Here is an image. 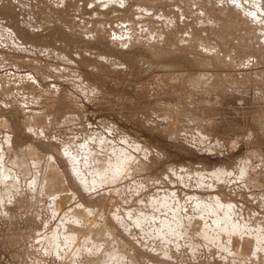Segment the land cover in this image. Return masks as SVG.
Segmentation results:
<instances>
[{
    "label": "rangeland",
    "instance_id": "obj_1",
    "mask_svg": "<svg viewBox=\"0 0 264 264\" xmlns=\"http://www.w3.org/2000/svg\"><path fill=\"white\" fill-rule=\"evenodd\" d=\"M0 169V264H264V0H0Z\"/></svg>",
    "mask_w": 264,
    "mask_h": 264
},
{
    "label": "bare ground",
    "instance_id": "obj_2",
    "mask_svg": "<svg viewBox=\"0 0 264 264\" xmlns=\"http://www.w3.org/2000/svg\"><path fill=\"white\" fill-rule=\"evenodd\" d=\"M107 1H109L110 3H114V2H116V0H107ZM96 4V3H95ZM116 4V3H115ZM99 6V5H98ZM226 8V7H225ZM231 9V8H230ZM96 10V9H95ZM240 11V10H239ZM221 12V11H220ZM222 19V18H221ZM224 20V19H223ZM235 21V20H234ZM232 23H234V22H232ZM140 24V23H139ZM222 24V23H221ZM230 24V23H229ZM143 32V31H142ZM165 32V31H164ZM161 33V32H160ZM161 37V36H160ZM119 39V38H118ZM124 40V39H123ZM128 40V39H127ZM127 40H125V41H123V43H122V45L123 46H129V41H127ZM180 40V39H179ZM137 41H138V39H137ZM153 41V40H152ZM133 43V42H132ZM143 43V42H142ZM142 43H139V45L140 44H142ZM156 43H158V42H156ZM159 44V43H158ZM207 44H208V42H207ZM188 46V45H187ZM146 47H148V46H146ZM150 47V46H149ZM153 48V47H152ZM147 49V48H146ZM150 50V49H149ZM151 51H152V49H151ZM150 53V52H149ZM151 54V53H150ZM153 54V53H152ZM102 143H103V141H101ZM102 143H100V144H102ZM82 147V146H81ZM87 149H88V151H91V150H89L90 148H88V147H86ZM114 149V148H113ZM68 150V149H67ZM84 152H87V150L85 151V145H84ZM112 150V149H111ZM88 153V152H87ZM67 154V153H66ZM70 154H72L73 155V152L71 153L70 152ZM70 154H68V158L70 157V159H72V155H70ZM85 155H87L86 153H85ZM90 154H88L87 156H89ZM92 155V154H91ZM74 156H75V153H74ZM76 156H78L77 154H76ZM86 156V157H87ZM79 158H80V156H78ZM74 158V160L76 159L75 157H73ZM78 158V159H79ZM87 158H89V157H87ZM87 158H83L84 159V161L81 159V161H83V164H87V165H89V163H86V162H88L89 160H91L92 159V162H93V160H95V155L93 156V158L92 157H90L91 159H89V160H87L86 162H85V159H87ZM77 159V161H79ZM71 161V160H70ZM77 161H74L75 163H77ZM99 161H100V159H98V161H95L94 162V164L96 163V165H95V167H96V169H95V171H94V173H96V174H98L97 176H99L100 177V180H98V182H99V184H101V183H106L107 181H109L110 180V178H107L106 176H108V175H106L107 174V172H110L109 170H108V168H110L111 166L109 165V164H107L106 163V161L104 160H102L103 162H101V164L99 163ZM72 162H73V159H72ZM74 162H73V164H74ZM113 162H115V160L113 161ZM79 163H80V161H79ZM108 163H109V160H108ZM22 164V163H21ZM81 164H82V162H81ZM111 164H115V166H114V169L116 168V175L114 174L113 175V177L112 178H114V179H117V177L119 176L118 175V173H120V171L118 170V173H117V169L118 168H120L119 166H118V163H117V161L115 162V163H112V161H111ZM86 165V166H87ZM108 165H109V167H108ZM117 166H118V168H117ZM94 167V168H95ZM22 168V167H21ZM76 168V167H75ZM24 169V168H23ZM76 169H78V168H76ZM121 170V169H120ZM23 171H25V169L24 170H22V172ZM78 170H75V172H77ZM123 171V170H122ZM53 172V175H55V173H56V171H52ZM80 172V171H79ZM79 172H77V173H79ZM82 172V171H81ZM110 173H112V172H110ZM80 175L82 174V173H79ZM59 175V174H58ZM77 175V174H76ZM79 175V177H81ZM121 175V174H120ZM8 176V174L6 173V172H4L3 170H1L0 169V179H5V177H7ZM57 176V175H56ZM106 177V179H105V177ZM78 177V178H79ZM120 178V177H119ZM118 178V179H119ZM79 179H81V178H79ZM49 180V181H48ZM48 180L46 179V182H50V181H52L53 180V177H52V179L50 180L49 178H48ZM82 180L84 181V182H86L85 180H84V178H82ZM81 180V181H82ZM45 182V181H44ZM97 182V183H98ZM93 183H95V184H93L94 185V187H95V185L97 186L98 184L96 183V182H94L93 181ZM36 184V183H35ZM46 184V186H48V184H50V183H45ZM44 184V185H45ZM63 184V183H62ZM33 185V184H32ZM51 185V184H50ZM84 185V184H83ZM86 187H88V186H86L85 185V189H87ZM203 199V198H202ZM213 200H212V204L210 205V207H211V209H213V210H211L212 212H217L218 210H222L223 209V211H224V214L222 215L223 217L222 218H215V222H216V229H217V231H220L219 233H221V234H224V235H226L227 234V236H228V234L230 233V235L232 236H237V234H239L240 232H242V228H241V225H242V222H241V224H236V223H233L231 220H230V215L233 213V211H234V206L233 207H231V206H226V207H221V204L219 203V202H217V200L215 199V198H212ZM201 202V201H200ZM152 206H155L156 205V202H153L152 204H151ZM165 205V204H164ZM199 207L200 208H203V204L201 203V204H199ZM83 208V207H82ZM186 208V207H185ZM219 211V212H220ZM223 212H221V214H222ZM136 220H138V222H136ZM140 220H143V216H136V218H134V221L136 222V223H138V225L139 224H142V222L144 221H140ZM139 221H140V223H139ZM122 222V221H121ZM134 222V223H135ZM123 224V223H122ZM161 224H162V226L161 227H163L164 229H166V231L167 232H169V233H171V235L169 236V233H168V235L166 234V236L167 237H169L170 239L172 238V234H173V236H175L174 234H176L175 232H176V229L177 228H179V226H181L180 224H181V222H180V219H174L173 221H171V220H165V221H161ZM124 227H125V225H123ZM140 226V225H139ZM126 228V227H125ZM162 228V229H163ZM244 228H245V226H244ZM166 232V233H167ZM205 233V232H204ZM204 233L202 232V234L204 235ZM59 234V233H58ZM206 234V233H205ZM243 234V233H242ZM57 235V234H56ZM220 235V234H219ZM240 235V234H239ZM238 235V236H239ZM68 236H70L69 234H67V238H68ZM207 236V235H206ZM205 236V237H206ZM218 236V235H217ZM222 236V235H221ZM241 236H243V235H241ZM71 237V236H70ZM69 237V238H70ZM210 236H208V238H209ZM243 237H245V235L243 236ZM250 237V236H249ZM261 238V236H258V238ZM75 238V237H74ZM73 238V239H74ZM176 238V237H175ZM208 238H206V239H208ZM211 238V237H210ZM209 238V239H210ZM221 238V237H220ZM237 238V237H236ZM235 238V239H236ZM246 238V237H245ZM258 238L257 237H255L254 238V241H258ZM259 238V239H260ZM70 239H72V238H70ZM208 239V240H209ZM216 239H219V236L218 237H216ZM243 239V238H242ZM262 239H264V238H262ZM53 240V239H52ZM172 240V239H171ZM220 240V239H219ZM219 240H217V241H219ZM73 241V240H72ZM243 241H244V243H245V245H244V243L241 241V239H240V243H241V247H240V245H239V250H243V252L245 251L244 249H241V248H243V246L242 245H244V247H245V249H246V251H247V247H251L253 244H251V245H249L250 243H249V241L247 242V240L245 241L244 239H243ZM251 241V240H250ZM260 241V240H259ZM54 242H56L55 240L53 241V243ZM70 242V245H72L71 244V240L69 241ZM74 242V241H73ZM220 242V241H219ZM251 242H253V241H251ZM234 243V242H233ZM236 243V242H235ZM239 243V244H240ZM256 243H258V242H256ZM260 244H261V242H260ZM52 245V244H51ZM55 245V244H54ZM219 245V244H218ZM229 245V244H228ZM254 245H255V242H254ZM257 245H259V243L257 244ZM221 246V243H220V245H219V247ZM231 246V245H230ZM56 247V246H55ZM223 247H224V244L220 247L221 249H223ZM228 247V248H227ZM256 247V246H255ZM70 248H72L73 249V251H72V249H71V251L72 252H75V251H77L76 250V247L75 248H73L72 246H70ZM225 248V247H224ZM226 248H227V250H226ZM226 248H225V250H226V252L228 251L229 252V246H227V244H226ZM251 248H253V247H251ZM257 249V248H256ZM75 250V251H74ZM211 250V249H210ZM233 250H235V248L233 249ZM238 250V251H239ZM252 250H254V249H251V250H248L247 252H249V251H252ZM245 251V252H246ZM255 251H257V250H255ZM71 252V253H72ZM234 252H236V251H234ZM231 252H229V254H230ZM254 253V252H253ZM74 254V253H73ZM77 254V253H76ZM235 253H232L231 255H234ZM236 256V255H235ZM239 256V255H238ZM243 256V255H242ZM105 261V260H104ZM106 263V262H105Z\"/></svg>",
    "mask_w": 264,
    "mask_h": 264
}]
</instances>
